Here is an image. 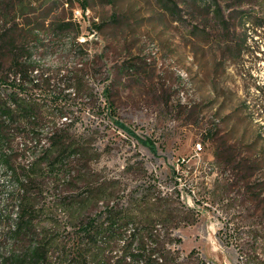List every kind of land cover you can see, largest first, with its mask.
<instances>
[{
  "label": "rangeland",
  "instance_id": "obj_1",
  "mask_svg": "<svg viewBox=\"0 0 264 264\" xmlns=\"http://www.w3.org/2000/svg\"><path fill=\"white\" fill-rule=\"evenodd\" d=\"M212 2L0 0V29L79 22L77 41L87 43L71 53L95 75L92 104L104 102L107 87L115 119L132 133L110 122L107 111L77 120L80 131L99 125L86 137L90 174L99 184H180L184 203L200 213L195 225L177 231L183 254L193 251L192 264H264V110L257 91L264 89V30L247 24L264 20V0H217L219 12ZM39 39L50 43L39 65L59 68L73 32ZM0 54L7 69L8 56ZM64 62L74 64L70 56ZM18 182L0 165L1 203ZM37 184L81 183L40 172Z\"/></svg>",
  "mask_w": 264,
  "mask_h": 264
},
{
  "label": "trees",
  "instance_id": "obj_2",
  "mask_svg": "<svg viewBox=\"0 0 264 264\" xmlns=\"http://www.w3.org/2000/svg\"><path fill=\"white\" fill-rule=\"evenodd\" d=\"M209 6L221 10L217 0ZM25 24L0 29V53L8 56L4 69L0 54V165L19 181L2 203L0 192V264H192L193 251L183 254L177 231L195 225L200 213L184 203L180 184H99L88 171L86 137L99 125L80 131L77 120L107 111L110 122L132 133L115 119L107 87L104 102L92 104L95 75L82 55L71 53L87 43L77 41L79 22ZM247 24L254 33L264 30L263 19ZM64 31L73 32L69 55L62 54L59 68H42L38 55L50 43L39 34ZM68 56L74 64L65 66ZM257 91L264 110V89ZM40 172L81 184H37Z\"/></svg>",
  "mask_w": 264,
  "mask_h": 264
},
{
  "label": "built area",
  "instance_id": "obj_3",
  "mask_svg": "<svg viewBox=\"0 0 264 264\" xmlns=\"http://www.w3.org/2000/svg\"><path fill=\"white\" fill-rule=\"evenodd\" d=\"M201 145L198 143V144H196V151H201Z\"/></svg>",
  "mask_w": 264,
  "mask_h": 264
}]
</instances>
